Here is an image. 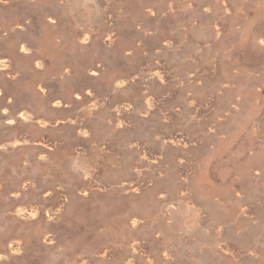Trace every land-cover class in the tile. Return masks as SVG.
I'll use <instances>...</instances> for the list:
<instances>
[{"label":"rangeland","instance_id":"rangeland-1","mask_svg":"<svg viewBox=\"0 0 264 264\" xmlns=\"http://www.w3.org/2000/svg\"><path fill=\"white\" fill-rule=\"evenodd\" d=\"M262 40L264 0H0V264H264Z\"/></svg>","mask_w":264,"mask_h":264},{"label":"bare ground","instance_id":"bare-ground-1","mask_svg":"<svg viewBox=\"0 0 264 264\" xmlns=\"http://www.w3.org/2000/svg\"><path fill=\"white\" fill-rule=\"evenodd\" d=\"M23 47V46H22ZM92 71V70H91ZM7 75V74H6ZM160 75V74H159ZM21 116V115H20ZM22 117V116H21ZM24 117V116H23ZM113 228V227H112ZM14 243H15V241H14ZM9 246V245H8ZM17 244L15 243L13 246H12V249L13 250H17Z\"/></svg>","mask_w":264,"mask_h":264},{"label":"snow or ice","instance_id":"snow-or-ice-1","mask_svg":"<svg viewBox=\"0 0 264 264\" xmlns=\"http://www.w3.org/2000/svg\"><path fill=\"white\" fill-rule=\"evenodd\" d=\"M261 43H264V40H262Z\"/></svg>","mask_w":264,"mask_h":264}]
</instances>
